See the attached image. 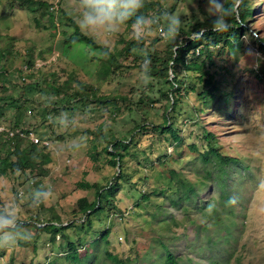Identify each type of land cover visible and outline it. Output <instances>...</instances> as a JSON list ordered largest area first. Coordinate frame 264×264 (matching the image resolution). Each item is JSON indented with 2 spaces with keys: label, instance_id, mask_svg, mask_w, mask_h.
Segmentation results:
<instances>
[{
  "label": "rangeland",
  "instance_id": "rangeland-1",
  "mask_svg": "<svg viewBox=\"0 0 264 264\" xmlns=\"http://www.w3.org/2000/svg\"><path fill=\"white\" fill-rule=\"evenodd\" d=\"M22 1L0 0V71L15 85L10 92L16 98L26 97V90L37 105L27 114L26 129L48 143L52 161L44 175L36 170L0 176V218L7 222L4 226L24 224L0 231V264H116L107 258L108 252L127 259L125 264H166L168 252L179 264H264V51L259 47L264 39V0H248L254 16L243 31L241 49H225L216 58L218 65L226 66L218 68L217 78L219 93L232 94L228 104L221 107L217 102L200 110L204 106L199 96L190 93L184 98L176 118L184 140L172 157H166L175 147L169 136L137 130L132 144L138 154L126 161L127 179L111 194V203L103 201L104 208L91 216L92 226L84 228L74 210L81 198L94 201L97 188L79 189L76 184L102 187L117 176L120 168L109 164L111 157L104 150L108 140L127 136L134 119L164 121L161 103H139L146 100L144 86L151 80L146 76V54L166 50L180 27L219 16L216 6L223 7L225 0H148L155 6L142 22L127 18L100 25L86 22L83 0H38L47 7L35 12ZM73 22L117 55L108 77L99 75L102 50L84 42L67 43L75 35ZM132 40L144 53L119 55ZM170 75L172 79V70ZM70 76L93 86L99 95L118 97L122 107L89 101L88 107L73 112L60 108L58 114L41 115L53 108L48 83H62ZM33 83H39L40 91L25 87ZM12 111L6 112L1 126L10 128ZM206 132L214 134L221 154L239 163L221 172L213 156L205 160ZM171 170L177 173L174 180ZM142 194L150 201L142 200ZM55 220L63 225L78 222L54 240L53 234L34 226ZM105 230L108 238L100 240ZM72 241L82 256L79 261L67 258Z\"/></svg>",
  "mask_w": 264,
  "mask_h": 264
},
{
  "label": "trees",
  "instance_id": "trees-1",
  "mask_svg": "<svg viewBox=\"0 0 264 264\" xmlns=\"http://www.w3.org/2000/svg\"><path fill=\"white\" fill-rule=\"evenodd\" d=\"M240 2L239 11L237 4ZM234 0H225L223 9L227 12H222L219 16H215L206 21H197L196 23H188L184 27H180V33L178 32L176 38L168 44V48L163 51L148 52L145 56L147 63L150 64V69L146 71V76L151 80L144 86V95L146 100L140 99L139 103H161L160 107L164 108V121L163 123H152L145 121L140 117L139 120L134 119L136 124L127 133L128 135L119 139L116 136H112L108 140V145L105 147L106 153L111 157L109 164L114 167L119 166V173L114 176L113 181H109L106 186L98 187L97 184H91L88 182H78L76 187L79 189H96L97 198L90 202L86 197L81 198L78 201V208L74 212L79 213L82 217L81 228L86 226H92L91 216L104 208V202H110L111 194H114L119 187L121 180H126L125 164L129 157L136 158L138 150L135 149L136 144H132L134 136L137 130L152 129L153 131L160 132L165 136H169L174 142V149L167 154L168 157H172L175 153L176 147H181L184 140L183 135L180 134L176 120L180 115L179 104L190 93H195L199 96V99L203 102L204 108L209 109L216 105L217 102L221 104H228L232 96L231 93L226 92L220 94L219 92V80L217 78L218 68H225L226 66H220L216 62L217 56H223L227 49L231 53H236L243 46L242 35L246 25L250 22L254 16V10L249 8L248 0H235V8L233 9ZM22 5L29 6L32 11H37L40 8L47 7L46 2L38 0H23ZM155 3L148 0H141V7L132 13L128 18L130 23L142 22L143 19L149 15L150 11L154 9ZM86 7V6H85ZM86 10L89 9L86 7ZM239 15V18H237ZM223 21V28L216 27L217 23ZM76 30L75 35L66 39L67 43L84 42L95 49H100L103 52L105 58L102 60L99 75L103 78L108 77L116 66L117 55L108 47L99 44L93 37L85 34L80 30V27L73 22ZM251 37H254L250 34ZM259 47L264 51V39L260 40ZM139 49V42L136 40L125 42L123 50L119 55L131 54L133 50ZM142 55L144 50H137ZM28 66L31 67L32 61H28ZM229 71V68H226ZM173 72L171 78L170 71ZM181 70L184 71V75L181 76ZM260 72L264 78V66L260 68ZM73 76H76L73 74ZM70 76L66 81L59 83L56 79L48 83V92L50 94L52 105V111H44L41 115L46 117L49 113H60L59 109L75 111L78 108L88 107L89 101L98 104L99 106H114L117 109L122 106L119 105L118 97H109L99 95L96 89L88 84H83ZM80 85L77 88L74 84ZM33 86L35 90L40 91L41 87L39 83H33L31 85H25L27 89ZM15 88V85L10 84L7 78H5L4 71H0V124L1 119L6 116V112L13 110V120L10 122V129L22 128L27 131V114L32 113L37 109V105L30 100L29 93L24 91L26 97L20 96L16 98L10 91ZM9 91V92H8ZM157 93L159 98H157ZM52 99H55L52 101ZM124 99V98H123ZM166 103L163 105V103ZM131 109V114L135 115L136 112ZM204 138L208 141L209 148L203 154L205 160L214 159L220 166V171L224 172V166L230 163H239L236 157H230L221 154L219 147L215 143V136L212 133L206 132ZM47 146L42 140L40 143L35 144L28 138L12 137L8 138L5 133L0 132V176L5 175L8 172H30L35 174V171H39V175L47 174L48 167L51 163V155L47 151ZM98 146H94L95 152ZM159 160H162L158 157ZM165 162V160H163ZM177 173L175 170L170 171V179L174 180ZM225 176V175H224ZM223 176V178H224ZM182 181V179H177ZM225 183V179L222 180V184ZM142 200L150 201V197L147 194H142ZM111 203V202H110ZM76 222L67 223L63 225L59 220L47 221L46 225L41 222L35 223V227L47 231L53 234L52 240L61 232L69 227L75 226ZM17 222L14 227L3 226L0 227V231H7L10 229H16L21 225ZM109 230H105L100 237V240H107ZM63 238L66 240L67 236L63 233ZM70 242L69 250L67 252V258L79 261L82 256L80 254L77 243ZM75 255V258L73 257ZM107 258L116 264H125V260L120 259L118 256L112 253H107ZM166 264H179L176 255L173 252H168Z\"/></svg>",
  "mask_w": 264,
  "mask_h": 264
},
{
  "label": "clouds",
  "instance_id": "clouds-1",
  "mask_svg": "<svg viewBox=\"0 0 264 264\" xmlns=\"http://www.w3.org/2000/svg\"><path fill=\"white\" fill-rule=\"evenodd\" d=\"M83 3L89 9L85 14V20L89 25L122 22L141 7V0H83ZM216 7L222 12H227L222 5ZM232 7L235 8V0ZM216 27L223 28V21L217 23ZM6 223L0 218V227Z\"/></svg>",
  "mask_w": 264,
  "mask_h": 264
},
{
  "label": "built area",
  "instance_id": "built-area-1",
  "mask_svg": "<svg viewBox=\"0 0 264 264\" xmlns=\"http://www.w3.org/2000/svg\"><path fill=\"white\" fill-rule=\"evenodd\" d=\"M0 132L5 133L8 138L17 137V136L22 137V138H28L35 144H38L41 141V139L38 138L34 132L27 131L22 128L10 129V128H5L0 125Z\"/></svg>",
  "mask_w": 264,
  "mask_h": 264
}]
</instances>
